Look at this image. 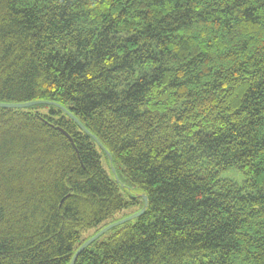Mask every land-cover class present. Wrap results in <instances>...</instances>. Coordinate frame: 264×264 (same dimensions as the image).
Instances as JSON below:
<instances>
[{"label": "trees", "instance_id": "trees-1", "mask_svg": "<svg viewBox=\"0 0 264 264\" xmlns=\"http://www.w3.org/2000/svg\"><path fill=\"white\" fill-rule=\"evenodd\" d=\"M33 101L0 108V264L134 206L74 264H264V0H0V102Z\"/></svg>", "mask_w": 264, "mask_h": 264}, {"label": "water", "instance_id": "water-1", "mask_svg": "<svg viewBox=\"0 0 264 264\" xmlns=\"http://www.w3.org/2000/svg\"><path fill=\"white\" fill-rule=\"evenodd\" d=\"M41 104H48V105H55L58 106L57 104L51 103V102H44V101H33V102H27V103H0V108H4V109H25V108H29L32 106H36V105H41ZM60 107V106H58ZM63 111H65L70 117L71 119L78 125V127L84 131L85 133L88 134V132L86 131V129H84V127L80 124V122L73 117L72 115H70L66 110H64L63 108H61ZM67 137L69 138V136L67 135ZM93 137V136H92ZM70 139V138H69ZM93 139L96 141V143H98V141L96 140L95 137H93ZM144 200V204L146 206L147 202H146V197H143ZM144 212V208L141 209L140 211H137L121 220H118L116 222H113L107 226H105L104 228H102L100 231H98L96 234H94L92 237H90L89 239H87L84 243H82V245L76 250V252L74 253L70 264H74L77 257L90 245L92 244L95 240H97L98 238H100L103 234L107 233L109 230H111L114 227L120 226L125 222H129L132 221L134 219H138L140 216L143 215Z\"/></svg>", "mask_w": 264, "mask_h": 264}, {"label": "rangeland", "instance_id": "rangeland-1", "mask_svg": "<svg viewBox=\"0 0 264 264\" xmlns=\"http://www.w3.org/2000/svg\"><path fill=\"white\" fill-rule=\"evenodd\" d=\"M106 167V166H105ZM237 179H240V177L238 176V177H236ZM138 209V207L137 206H134V207H130V208H128V209H125V210H123L122 212H119V213H117V214H115V216H114V219H118V218H120V217H122L124 214H129V213H135L136 212V210ZM131 215V214H130ZM91 233H92V230H87V231H83V234H82V237H85L86 239H87V237H90L91 236Z\"/></svg>", "mask_w": 264, "mask_h": 264}, {"label": "bare ground", "instance_id": "bare-ground-1", "mask_svg": "<svg viewBox=\"0 0 264 264\" xmlns=\"http://www.w3.org/2000/svg\"><path fill=\"white\" fill-rule=\"evenodd\" d=\"M0 103H2V102H0Z\"/></svg>", "mask_w": 264, "mask_h": 264}]
</instances>
